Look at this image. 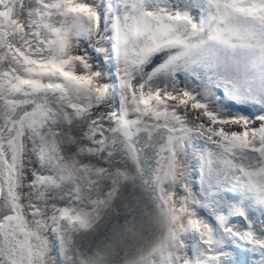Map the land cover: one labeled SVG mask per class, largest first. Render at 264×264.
<instances>
[{"label":"snow or ice","instance_id":"snow-or-ice-1","mask_svg":"<svg viewBox=\"0 0 264 264\" xmlns=\"http://www.w3.org/2000/svg\"><path fill=\"white\" fill-rule=\"evenodd\" d=\"M0 264H264V0H0Z\"/></svg>","mask_w":264,"mask_h":264},{"label":"rangeland","instance_id":"rangeland-1","mask_svg":"<svg viewBox=\"0 0 264 264\" xmlns=\"http://www.w3.org/2000/svg\"><path fill=\"white\" fill-rule=\"evenodd\" d=\"M244 111H248V109H244ZM137 189V192H133V189H131L130 187H128L126 190H125V193H127L126 191H129V190H131L132 191V193H131V191H130V194L132 195V196H135L136 194H138L139 193V188H136ZM136 189H134V190H136ZM127 195H128V193H127ZM127 195L125 194V195H121L120 197H119V200L117 201L118 203L117 204H120L123 200H124V198H123V196H125V197H127ZM134 200V199H133ZM141 201H142V203H143V197H141ZM135 200H134V203H133V205H135ZM132 204H130V206H133ZM111 213H109L108 215H107V217L104 219V217L102 216L101 218H100V221L102 220V219H104V221H103V223H98L96 226H94V230L93 231H89V232H87L86 234H84L83 236H80V237H78L76 240H75V242H76V244H81V245H84V243L85 242H87V245L86 246H91V244H92V242L93 241H96L97 242V244H99V245H103L106 241H105V239H104V234L105 233H107L108 231H109V228H108V224H110V220L112 219V220H116V218H111L110 215ZM99 221V222H100ZM237 251V250H236ZM240 256H242V257H240V259H241V261L243 262L244 260H245V258H246V254H240Z\"/></svg>","mask_w":264,"mask_h":264},{"label":"bare ground","instance_id":"bare-ground-1","mask_svg":"<svg viewBox=\"0 0 264 264\" xmlns=\"http://www.w3.org/2000/svg\"><path fill=\"white\" fill-rule=\"evenodd\" d=\"M248 111H251V110H249L248 109ZM62 131L64 132V137L65 138H70L71 136H73V135H76L77 137L79 136V130L75 127V126H72V127H67V126H63L62 127ZM74 150V149H73ZM94 162H96V161H94ZM130 191L131 190H129V191H126L127 193H128V195H127V193H125V190H121V192H120V196L121 195H127V197H125V196H123V198H124V200L120 203V204H117L118 202H116V206H115V208L111 211V212H109V213H111L110 215V217L112 218H116V220L114 219V220H110V224H108V228L110 229L111 227H112V225H113V223L114 222H120L121 220H122V218L123 217H125V216H134V215H138V212H136L135 211V207H136V202H135V205H133V203H134V200L132 199V200H130V201H133L132 202V205L133 206H130V205H127V207H128V209H131L132 211H128V212H125V210H124V207H123V205H124V202H125V200H126V198H129V197H132V195L130 194ZM133 192H137V189L136 190H134L133 189ZM131 193H132V191H131ZM119 196V197H120ZM120 201V200H119ZM141 203H142V201H141ZM108 213V214H109ZM107 214V215H108ZM104 217V216H103ZM107 216H105L104 217V219L106 218ZM104 219H102L101 221H100V219L97 221V223L94 225V226H96L98 223H103V221H104ZM100 221V222H99ZM76 243V242H75ZM237 253L239 254V250H237ZM240 257H242V256H240Z\"/></svg>","mask_w":264,"mask_h":264},{"label":"water","instance_id":"water-1","mask_svg":"<svg viewBox=\"0 0 264 264\" xmlns=\"http://www.w3.org/2000/svg\"><path fill=\"white\" fill-rule=\"evenodd\" d=\"M128 187H124L123 190H126ZM133 201H130L128 205L132 204Z\"/></svg>","mask_w":264,"mask_h":264}]
</instances>
